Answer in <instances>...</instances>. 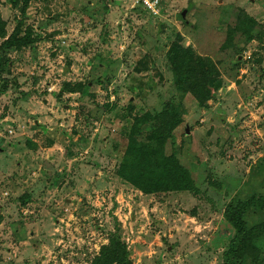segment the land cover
<instances>
[{"label":"rangeland","instance_id":"obj_1","mask_svg":"<svg viewBox=\"0 0 264 264\" xmlns=\"http://www.w3.org/2000/svg\"><path fill=\"white\" fill-rule=\"evenodd\" d=\"M134 2L31 0L23 17L24 0H0V264H93L117 241L132 264H225L235 206L264 199V0H164L160 17ZM241 12L259 26L222 49ZM19 22L28 46L3 60ZM178 43L218 67L205 106L177 86ZM171 107L162 150L196 186L146 195L118 172ZM244 219L230 261L264 264V210Z\"/></svg>","mask_w":264,"mask_h":264},{"label":"trees","instance_id":"obj_2","mask_svg":"<svg viewBox=\"0 0 264 264\" xmlns=\"http://www.w3.org/2000/svg\"><path fill=\"white\" fill-rule=\"evenodd\" d=\"M30 2L31 0H24L23 17L26 15ZM240 15L241 19L232 28L228 29L226 42L222 49H228L235 34L241 33L242 30L248 42L252 39L253 29L258 24L243 12ZM21 27L22 22H19L15 33L2 45L1 53L3 54L1 58L3 60H5L7 50L11 49V47L28 46L26 40L18 37ZM5 34V23L0 18V40L5 38ZM234 51L236 55H241V51L237 48ZM168 58L175 72L177 86L194 93L198 102L205 106L204 101L211 98L212 90H217L221 83L218 80L220 72L213 59L200 56L193 48H184L180 43L170 50ZM240 64L237 60L235 64L236 70H238ZM4 85L6 86L5 83ZM73 89L76 91L75 88ZM149 118L153 119L154 117L148 114L144 118L138 119V124L143 120L147 122ZM154 119L156 121L152 129L151 139L148 140L146 146L137 145L138 142L133 134L131 135L127 149L129 161L120 166L118 175L146 195L158 196L164 193L192 191L196 183L191 170L186 169L173 155H166L162 150L166 147L167 139H171L174 129L179 125V117L171 107L159 116H155ZM133 132L138 133V129L133 130ZM150 146L151 149L148 151L147 149ZM211 183L216 188H221L220 183L214 181ZM256 206L264 210V199L262 197L259 199L252 198L235 206L233 223L236 229V236L229 251L224 254L225 264H232L230 256L238 253L239 248H242L244 243L242 238H245V235L250 232L244 219V212ZM93 264H132V262L129 259L125 244L117 241L113 246L103 247L100 255L94 259Z\"/></svg>","mask_w":264,"mask_h":264},{"label":"built area","instance_id":"obj_3","mask_svg":"<svg viewBox=\"0 0 264 264\" xmlns=\"http://www.w3.org/2000/svg\"><path fill=\"white\" fill-rule=\"evenodd\" d=\"M164 0H135L134 7H141L143 11L151 16L158 17L161 14L162 3Z\"/></svg>","mask_w":264,"mask_h":264},{"label":"crops","instance_id":"obj_4","mask_svg":"<svg viewBox=\"0 0 264 264\" xmlns=\"http://www.w3.org/2000/svg\"><path fill=\"white\" fill-rule=\"evenodd\" d=\"M161 13H162V9H161ZM160 16H161V14H160ZM160 16H158V17H160ZM81 142H82V144H84L85 141H81Z\"/></svg>","mask_w":264,"mask_h":264}]
</instances>
